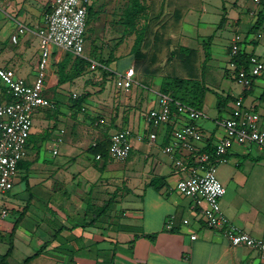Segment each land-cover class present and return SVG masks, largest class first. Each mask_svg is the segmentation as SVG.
I'll list each match as a JSON object with an SVG mask.
<instances>
[{
    "label": "crops",
    "instance_id": "0c3cea01",
    "mask_svg": "<svg viewBox=\"0 0 264 264\" xmlns=\"http://www.w3.org/2000/svg\"><path fill=\"white\" fill-rule=\"evenodd\" d=\"M51 2L0 0V67L12 69L28 83L36 75L39 57L36 32ZM196 7L219 17V23L208 15L200 28L182 13L175 33L177 52L169 63L171 73L208 88L200 109L205 118L196 124L204 149L211 152L224 134L216 122L229 116L237 97L258 114L264 130V70L244 89L227 66L234 34L242 38V53L264 62V0H229L227 6L222 0H199ZM186 21L190 31L183 28ZM17 24L25 27L22 33ZM226 26L232 27L228 36ZM64 53L51 48L42 93L53 107L34 112L17 177L10 190L0 192V264H264L256 251L230 246L220 230L204 223L192 198L175 191L183 172L164 152L170 126L147 128L146 111L141 113L143 100L147 109L155 106L159 88L144 96L137 90L127 94L112 85L106 88L105 80L114 79L113 61L106 67L113 75L104 80L96 68L91 83H84L88 78L83 75L57 84L54 63ZM130 67H135L137 82L138 69L132 63L126 69ZM74 85L87 95L79 109L66 100L72 93L81 95ZM6 97L0 82V100ZM218 97L228 99L220 111ZM173 121L174 126L187 122ZM123 128L133 133L125 160L95 159L88 152L106 130L110 135ZM148 131L156 133L154 142L148 140ZM215 175L225 187L220 198L224 215L250 236L264 239V149L232 143ZM168 216H173L169 230L164 227Z\"/></svg>",
    "mask_w": 264,
    "mask_h": 264
},
{
    "label": "built area",
    "instance_id": "2783aa9c",
    "mask_svg": "<svg viewBox=\"0 0 264 264\" xmlns=\"http://www.w3.org/2000/svg\"><path fill=\"white\" fill-rule=\"evenodd\" d=\"M90 2L91 0H52L44 15L43 26L36 32L39 57L32 82H26L12 69L0 67V82L5 87L7 96L12 98L11 101L0 100V192L10 190L17 177L18 164L26 155L34 112L39 108L53 107L52 101L42 93L51 47H57L75 57H85L87 7ZM24 30L23 25L17 24L18 33ZM11 40L16 42L17 34H13ZM241 41L240 34H234L230 39L227 66L233 72L235 81L247 89L251 86L252 78L259 76L264 70V62L256 55H250L247 67L238 66ZM97 66L100 65L91 61V69ZM135 83L133 67L123 72H114V85L117 89H129ZM77 96L75 93L71 95L72 98ZM172 108H175V112ZM174 118H183L187 122L174 126ZM203 118L205 114L200 109L181 104L168 94L160 92L156 93L155 106L144 113L147 128L170 126L164 152L170 156L173 166L183 172V176L175 184V191L192 198L194 205L200 208L204 223L220 230L230 246L252 249L264 258V239L250 236L222 212L220 198L225 193V187L215 175L216 167L226 161V152L232 143H253L264 149V130L259 127V116L251 107L244 106L241 97H237L232 103L229 116L216 122L224 134L211 152L204 149L203 135L196 124L197 120ZM62 132L59 131L60 134ZM132 134L128 128L110 134L108 159L123 161L128 157L132 149ZM155 138L156 133L150 131L148 140L154 142ZM53 154H56L55 150ZM95 159H100V156L96 155ZM172 225L173 216H168L164 227L169 230Z\"/></svg>",
    "mask_w": 264,
    "mask_h": 264
},
{
    "label": "rangeland",
    "instance_id": "374dc122",
    "mask_svg": "<svg viewBox=\"0 0 264 264\" xmlns=\"http://www.w3.org/2000/svg\"><path fill=\"white\" fill-rule=\"evenodd\" d=\"M208 1L214 3L215 0ZM222 2L226 6L229 4V0H222ZM198 3L199 0H144V12L135 21L136 31L124 32L120 22V16L128 5V0H91L90 6L96 12L89 17V27L85 34L83 54L89 58L91 57L90 52L94 50L97 58H100L102 61L109 58V62L113 61L110 64V68L114 72L126 69L130 63L136 65L139 73L137 74V82L132 88L125 89V92L129 94L137 90L138 93H142L144 96L147 90L159 88L160 79L162 78H160L161 75L170 74L177 76L175 72L174 74L171 73V64L169 61L177 52L175 48V33L176 28H178L179 17L182 13H184L185 20L194 23V26L197 24L200 28L205 27L201 26V23L206 18H209L208 15L212 19H216L217 22L215 25H218L219 17L215 18L211 16V13L202 11L201 7H196ZM191 8L192 10H189ZM145 20L148 23L146 41L144 40L145 44L141 49V60H136L129 54V51L135 37V32L138 31L139 26L145 23ZM187 21L183 23V28L190 31L189 29H192V27ZM197 21L199 22L197 23ZM231 30V26H226L225 36H228V32L230 33ZM51 48L58 49L57 47ZM95 70L97 69H86L83 75L87 76L88 79H85L84 83H91L94 77L91 73ZM151 70L152 72H149ZM105 81L106 88L111 87V85L112 88H115L113 78L109 77ZM74 88L77 90L76 93L86 94V91L81 90L77 85H74ZM148 92L150 97H154L150 91ZM66 100L71 102L69 97ZM145 103V100H143L141 104L142 114L148 108ZM107 132L106 130L105 135H108Z\"/></svg>",
    "mask_w": 264,
    "mask_h": 264
},
{
    "label": "trees",
    "instance_id": "16d2710c",
    "mask_svg": "<svg viewBox=\"0 0 264 264\" xmlns=\"http://www.w3.org/2000/svg\"><path fill=\"white\" fill-rule=\"evenodd\" d=\"M144 0H128V5L123 10L120 16V22L123 26L124 32L136 31V19L144 12L145 6L143 5ZM96 11H93V8L89 5L87 7V29L89 27V17L95 14ZM138 31L135 32V37L133 43L131 45L129 54L133 56L136 60H141L142 53L141 49L144 47L146 41V34L148 30V23L145 20V23L142 26L138 27ZM86 34V33H85ZM211 39V36L207 38V42ZM145 40V41H144ZM205 47V46H204ZM204 51L207 53L206 47ZM91 57H75L72 54L65 52L63 58L54 63L55 66V75L57 78V84H62L66 82H72L75 78L80 77L85 73L86 69L91 66V61H95L100 66L96 68L101 71L103 76V80L106 76H110L113 73L104 69L103 67H107L109 64V58L102 61L100 58H97L95 51L92 50L90 52ZM207 56V54H206ZM250 55L244 54L240 52L239 58L237 60L238 66L247 67V60ZM101 85V83H100ZM208 91L200 81L191 79V78H183L175 75H164L161 78V82L159 85L158 92L163 94H168L173 100L180 102L186 106L193 107L195 109H201L204 94ZM86 94H81L76 98L70 97L71 107H76L79 109L81 107L82 102L86 98ZM260 99L264 101V88L261 93ZM7 101H11L12 98L7 96ZM228 101L227 98L221 99L217 98L216 106L218 111L221 110L222 106ZM234 101V100H233ZM172 111L175 112V108ZM170 131V130H169ZM109 136L104 135L103 140L96 142L93 146H89L88 152H90L94 158L96 155L100 156V159L107 160L108 158V148H109ZM19 165V164H18ZM104 209V208H103ZM103 209H100L102 211ZM151 238L153 236H150ZM9 253V250L7 251ZM6 253V255H7Z\"/></svg>",
    "mask_w": 264,
    "mask_h": 264
}]
</instances>
